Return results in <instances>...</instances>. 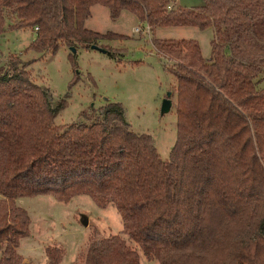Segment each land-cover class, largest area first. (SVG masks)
Masks as SVG:
<instances>
[{
	"label": "trees",
	"instance_id": "16d2710c",
	"mask_svg": "<svg viewBox=\"0 0 264 264\" xmlns=\"http://www.w3.org/2000/svg\"><path fill=\"white\" fill-rule=\"evenodd\" d=\"M174 2L0 0V38L8 30L33 32L24 53L64 45L114 55L101 42L123 35L84 25L95 4L113 21L132 13L151 32L214 28L207 59L194 40L152 39L175 79L168 159L151 135L131 130L117 102L57 125L64 100L53 106L31 61L7 56L0 65V264H22L17 249L30 216L17 199L79 194L101 208L113 204L135 247L116 234L96 236L74 264H140L138 250L157 264H264V0L168 9ZM46 253L48 264H59V249Z\"/></svg>",
	"mask_w": 264,
	"mask_h": 264
},
{
	"label": "rangeland",
	"instance_id": "374dc122",
	"mask_svg": "<svg viewBox=\"0 0 264 264\" xmlns=\"http://www.w3.org/2000/svg\"><path fill=\"white\" fill-rule=\"evenodd\" d=\"M174 3L192 8L201 6L202 0H175ZM140 23L143 24L127 11L113 21L105 6L95 4L85 27L123 37L101 42L114 55L91 47H78L73 59L69 57L71 49L64 45L54 53H24L34 37L33 32L8 30L0 38V65L6 63L10 53H20L24 61H31L29 67L47 91L51 104L57 106L60 100L65 102L55 119L57 125L81 121L83 111L98 109L106 102L120 103L131 130L151 135L160 157L168 159L176 139L175 79L166 69L170 62L157 53L152 39L194 40L201 56L207 59L214 28L167 26L156 27L149 34L133 32ZM169 92L171 107L161 112L162 101ZM16 202L30 216L29 234L21 239L17 249L22 264H48V246L59 249V264L79 263L89 240L96 236L116 234L135 247L124 233L121 217L113 204L101 208L86 194L66 201L39 195L22 197ZM82 216L86 217V225L81 222ZM138 252L140 264H157Z\"/></svg>",
	"mask_w": 264,
	"mask_h": 264
},
{
	"label": "water",
	"instance_id": "95a60500",
	"mask_svg": "<svg viewBox=\"0 0 264 264\" xmlns=\"http://www.w3.org/2000/svg\"><path fill=\"white\" fill-rule=\"evenodd\" d=\"M93 48V47H92ZM71 51L74 53L75 49L73 47L70 48ZM103 52H105L104 50H102ZM171 99H170V92L167 93V95L164 97L163 101H162V105H161V112H167L169 111L170 107H171ZM81 222L83 225L87 224L86 221V217L82 216Z\"/></svg>",
	"mask_w": 264,
	"mask_h": 264
},
{
	"label": "built area",
	"instance_id": "2783aa9c",
	"mask_svg": "<svg viewBox=\"0 0 264 264\" xmlns=\"http://www.w3.org/2000/svg\"><path fill=\"white\" fill-rule=\"evenodd\" d=\"M172 4L171 5H168V9H171L172 8ZM133 32L135 33H145V34H149L151 33V28L148 24L146 23H140V25H137L133 28Z\"/></svg>",
	"mask_w": 264,
	"mask_h": 264
},
{
	"label": "crops",
	"instance_id": "0c3cea01",
	"mask_svg": "<svg viewBox=\"0 0 264 264\" xmlns=\"http://www.w3.org/2000/svg\"><path fill=\"white\" fill-rule=\"evenodd\" d=\"M177 2H179V0H177ZM174 5H177L176 3H174ZM179 6H182V5H180V3L178 4ZM186 7V6H185ZM214 20V19H213Z\"/></svg>",
	"mask_w": 264,
	"mask_h": 264
}]
</instances>
